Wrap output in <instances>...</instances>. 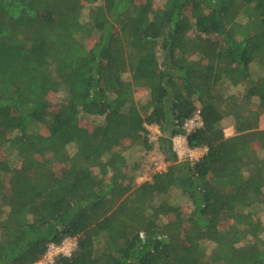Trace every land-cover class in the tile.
I'll list each match as a JSON object with an SVG mask.
<instances>
[{
  "label": "trees",
  "instance_id": "16d2710c",
  "mask_svg": "<svg viewBox=\"0 0 264 264\" xmlns=\"http://www.w3.org/2000/svg\"><path fill=\"white\" fill-rule=\"evenodd\" d=\"M263 117L264 0H0V264H264Z\"/></svg>",
  "mask_w": 264,
  "mask_h": 264
},
{
  "label": "rangeland",
  "instance_id": "374dc122",
  "mask_svg": "<svg viewBox=\"0 0 264 264\" xmlns=\"http://www.w3.org/2000/svg\"><path fill=\"white\" fill-rule=\"evenodd\" d=\"M164 0H155L157 4L162 3ZM87 14V11L84 12L83 16L85 17ZM230 91L233 93L241 92L243 90V84L239 85H231L229 87ZM138 98H146V93L144 91L139 92L137 94ZM52 101V100H51ZM54 106L57 104L52 101ZM100 119V118H99ZM99 119H95L94 117H90L91 121H98ZM200 122L199 120H194V122L191 123V127H194L198 125ZM223 126L225 129V133L227 135H231L235 133L234 125H233V119L230 116H226L223 120ZM261 126L264 128V117L261 120ZM149 136L150 140L152 141V148L150 150H145L142 146H134L132 149L127 151V156L130 160V164H137L138 168L136 170L137 178L136 181L138 184H141L147 180L151 179V176L157 172L162 171L167 168V166L170 164L168 158H167V151L163 147L160 146V142L158 140V137L161 136L160 129L157 125H149ZM184 145L183 143H181ZM173 150L176 152L177 148L175 146L174 140L172 141ZM176 149V150H175ZM207 149L205 148H196L190 150L187 145L185 146L186 153L183 154L181 150L178 153L179 159H189V160H196L204 155ZM262 156H264V149L261 150ZM179 201V200H178ZM182 203V202H181ZM184 207L187 208L188 204L182 203ZM260 218L262 219V222L264 223V213H260ZM74 240V239H73ZM207 246L208 252L213 247V243H208ZM65 245H67V241L65 242ZM51 245L49 246L48 252L50 250ZM47 252V253H48ZM51 253H54V250L51 251ZM55 254V253H54ZM49 256L47 259H45V256L36 264H47L46 261L50 259ZM53 262V261H52Z\"/></svg>",
  "mask_w": 264,
  "mask_h": 264
},
{
  "label": "built area",
  "instance_id": "2783aa9c",
  "mask_svg": "<svg viewBox=\"0 0 264 264\" xmlns=\"http://www.w3.org/2000/svg\"><path fill=\"white\" fill-rule=\"evenodd\" d=\"M200 119V116L199 115H196L194 118H192L191 120H188L184 127L186 128V130L188 132H190L193 127H191V123L194 122V120H199ZM195 127V126H194ZM174 143H175V146L177 148V152H179L181 150V152L183 154L186 153L185 151V146L187 145V147L192 150L189 146H188V143H187V140H186V137L184 135H175L174 138ZM181 143H183L184 145H182ZM176 150V149H175ZM178 154V153H177ZM74 239V240H73ZM67 241V245H65V242ZM77 247V240L76 238H67L65 239L61 244L59 245H56V244H51V247H50V250L49 252L45 255V259H47L49 256L51 257L50 259H48L47 264L48 263H52V261L54 260L55 256L59 255V254H63V255H66V256H70L73 251L76 249ZM54 250V253L52 254L51 251Z\"/></svg>",
  "mask_w": 264,
  "mask_h": 264
}]
</instances>
